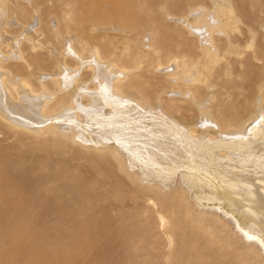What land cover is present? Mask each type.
Listing matches in <instances>:
<instances>
[{"label":"bare ground","instance_id":"1","mask_svg":"<svg viewBox=\"0 0 264 264\" xmlns=\"http://www.w3.org/2000/svg\"><path fill=\"white\" fill-rule=\"evenodd\" d=\"M171 215L264 264V0H0V264H171Z\"/></svg>","mask_w":264,"mask_h":264},{"label":"rangeland","instance_id":"2","mask_svg":"<svg viewBox=\"0 0 264 264\" xmlns=\"http://www.w3.org/2000/svg\"><path fill=\"white\" fill-rule=\"evenodd\" d=\"M167 22L169 23V25H172V23H174L173 21L171 20H167ZM113 26L115 27H118V30L116 31H110V30H98V34L101 35V36H105V37H115V38H118V36H120L121 34V29H120V26H118L115 22H112L111 23ZM38 29V28H37ZM39 32H42L39 30ZM39 40L42 41V43L47 44V41H45L44 37L40 36ZM140 41L143 43V44H147V41H148V37L147 36H142L140 37ZM145 49L147 47H144ZM71 58L68 59L69 63L70 64H73L74 65V60ZM85 73L83 72V75ZM220 92L224 93L225 92V89L223 88H220L219 89ZM168 96H171V94L169 93ZM11 144L13 142H10ZM50 159H52L53 161H50ZM47 160V161H46ZM58 159L57 158H54V157H50V158H46L43 162L44 164L47 162L49 165H47V163L45 164V167H50L53 166V165H56ZM77 162V164H76ZM51 163V164H50ZM79 163V164H78ZM74 166H77V167H80V168H85L86 167L88 168L87 164L85 161H81L80 159L79 160H75L74 163H73ZM86 166V167H85ZM48 169V168H46ZM43 172H48L47 170L46 171H43ZM90 172V173H89ZM92 170L88 171V173L86 174L87 177H92L94 178V174ZM91 175V176H88ZM128 197L127 198H123L122 201H125V203H128ZM121 199H119L120 201ZM121 202H116V203H113L112 206L114 207H117L120 205ZM130 215V213L128 214ZM175 217L176 216H173L171 215L170 218L168 219V225L169 227L172 226V233H173V243H172V246H171V250H172V258L170 261L171 264H229L226 260L224 261H221V259L219 260L216 256L212 257V256H208V255H205L203 254V256H200L201 258L199 259V262H197L196 260L194 259H191L190 257L188 258L186 255H185V248L184 247H181L180 244H183V245H188V244H192V238H190V235L186 232H184V229H187L185 228L184 226L180 225L177 226L174 224V221H175ZM134 221V220H133ZM10 227H7V226H4L2 227L3 230H9ZM188 230V229H187ZM183 232L184 234L186 235H183ZM184 249V250H183ZM184 252V254H183Z\"/></svg>","mask_w":264,"mask_h":264}]
</instances>
